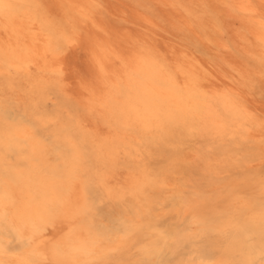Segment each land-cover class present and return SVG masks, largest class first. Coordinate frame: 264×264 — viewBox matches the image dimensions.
Returning <instances> with one entry per match:
<instances>
[{
  "label": "bare ground",
  "instance_id": "obj_1",
  "mask_svg": "<svg viewBox=\"0 0 264 264\" xmlns=\"http://www.w3.org/2000/svg\"><path fill=\"white\" fill-rule=\"evenodd\" d=\"M165 1L171 8L175 9L177 13V24L180 26L181 31H185V35L183 36V40L178 43L179 49L173 52V55H170L169 52L162 51L153 44H143L140 56L136 63L130 68V77L128 76L127 82L117 87L119 91L124 94L128 102L124 109L118 112L115 119V125H119L121 128L131 131L135 135L134 137L127 136L128 138L126 139L119 138V141L117 142L118 145L111 147V150L114 149V152H111L110 154L115 158L121 151L124 155V160L129 164V162L135 159V157H133L135 155H139V158L143 161L150 157L166 158L167 155H174L179 148L187 142H197L200 147L203 148V151L214 153L221 158L234 157L235 155L242 154L245 150L248 151L247 149H256L255 146L258 145L259 142L256 140V135L251 131L256 125L254 123L255 118L252 116V110H250L248 106L246 96L264 90V0H213L215 4L214 6L210 5L206 0ZM42 2H44V0ZM60 2H62V0ZM66 3L61 5V14L58 13V15H56L51 11L52 14L49 12L50 15L47 12L48 7L43 9L41 7L42 5L40 6L39 0H0V12L3 13L5 15L4 18L8 20V28L13 32V39L15 40L14 46H7L4 44L6 45L5 48L9 47L7 50L0 48V73H9L11 68H14L17 71L19 70L20 72L22 70L28 71L30 66L34 65L41 79H43L41 74L47 72V74L51 76L52 83L56 80L60 81L63 79L61 78V69H59L56 64L58 61L55 63L56 58H58V49H60L64 43L67 44L74 41L73 34L78 26L77 17L82 20V17L86 18L91 16L99 9V4L96 5L91 2L72 0L70 4ZM42 4L45 5L44 3ZM52 5L54 4L52 3ZM55 9L59 10L57 7ZM150 24H152V22ZM81 34L83 33H80V35ZM84 34H87V32H84ZM73 47L74 45L71 48ZM62 65H64V63ZM221 74H223V77L220 76ZM1 77L5 80L4 76L1 75L0 78ZM66 82L68 84V81ZM8 86L9 85H6V88ZM79 89L80 88H78V90ZM51 91L52 89L50 90V93ZM72 93L70 91V94ZM69 100L71 101L72 99H68V101ZM54 104H56V102ZM39 110L40 113H42L40 108ZM64 111H66V109ZM69 111L68 107V112L66 113H69ZM83 115L84 114H82V116ZM18 116L20 117V115ZM71 116L72 115L70 114L68 117ZM53 118H55V116ZM59 118L60 117H58V120ZM20 120H22V118ZM73 120L75 121V119ZM91 120L93 121V119ZM91 120L90 122H92ZM75 122L74 124L79 125L78 122ZM78 127H76V129ZM99 127L100 126L98 125V128ZM85 131L87 130L85 129ZM75 132L80 134V131L77 132L75 130ZM95 132H97V130ZM29 133H25L26 136L19 133V130L13 129V131L6 132L0 136V150L4 152L5 150L11 149V151H16L18 155V157L16 155V163L6 165L7 168L9 167L7 169V179L4 180L0 177V264H20L21 262L33 264L34 262L50 257L51 259L62 257L63 259L89 260L97 255V253L104 252L110 247L112 244H108V242L121 241L130 231L134 228L136 229L137 226L140 225L138 218L133 220V218L127 216V214H129L127 211L128 207H133V201L132 204L129 201L130 203L125 205L126 207L121 206L119 207L120 209H116L115 212H106L104 214V221L97 228L96 225L95 228H93L92 225L86 224L85 221H82L85 224L81 230L78 228H70L61 237L54 238L56 234H54V237L52 234L53 231H57L56 225L59 222L57 220H63L66 213L67 215L70 214V208H75L71 206L70 201L72 200L74 193L77 192L75 189L78 184L83 180L81 179L82 170L79 168V162L82 158L80 157L77 148L75 151L70 149L71 152H73L69 154H63L60 151V153L56 151L57 153L53 154L52 151L43 144L44 142L40 140L41 137L39 139L34 138L32 134L28 137ZM98 133L99 132H97V134ZM65 136H67V134ZM85 136L88 138V135ZM81 138L82 137H80V139ZM83 140L84 139L82 138V141ZM79 151H81V149ZM22 153L23 155L26 153V155L21 158L20 155H22ZM4 156L6 155L4 154ZM93 158L96 159L94 156ZM206 159L208 158H205V160ZM136 161L140 162L141 160L137 159ZM2 162H5V160ZM121 162H123L124 165V161ZM202 164L204 165V162ZM175 168L176 167H174V169ZM181 168L182 167H180V169ZM174 169L172 170L174 171ZM192 169L190 168V170ZM203 169L205 168L203 167ZM169 171L170 170H168V172ZM209 172H207V174ZM102 178H104V176ZM160 182H162V180H160ZM185 184H187V182ZM13 185H16L15 188L19 190L20 200L16 199L12 193L14 188ZM193 185L188 187H191L192 189ZM96 188L98 187L96 186ZM91 190L90 192L93 193ZM103 192L106 195L104 190ZM184 193L185 192H183V194ZM96 196L97 195H95V197ZM175 196L176 195L169 199L171 200L170 204H167L168 207H170L169 209H176L174 204L178 201L181 203L182 207L189 208V212L190 208H194L195 213H192L187 217L184 223L182 222L178 226H170V228L165 231L168 236L184 234L185 236L206 237V240L204 241L206 243L207 241H211L212 233L221 234L217 241L214 242L215 244H205L204 242L197 244L198 249L193 264H230L229 262L231 261H235V263L242 262L244 264H264V251L258 248L260 245L257 244L259 242L264 243V203L258 198L253 196L251 198L249 197L250 205L247 204L244 207L242 206V208L239 209L240 220L233 221L232 215L225 218H222L221 216L219 217V215L218 217L213 215L206 216L204 215L205 213L202 214L196 210L199 206L197 203L190 202L189 204H186L185 200L182 202ZM246 199L247 198L245 197L244 200L246 201ZM244 200H242V202L246 203ZM117 202L115 203L117 204ZM72 205H74L73 202ZM91 207L90 209H92ZM228 208L230 209V207ZM75 209L72 211L74 214ZM80 212L83 214L82 212L84 211ZM239 212H237V214ZM141 213L143 212L137 211V215H139L138 217H141ZM89 215L91 216V213ZM69 216H71V214ZM66 218L68 220V217ZM234 218H237V216ZM148 220H150V218ZM62 223L64 224L63 221ZM75 223H73V225ZM152 225L151 228H154V224ZM139 228L140 227H138V229ZM148 230L150 231L151 229ZM58 231L60 230L58 229ZM223 232H229L227 237L222 235ZM159 238L160 237H157V239ZM245 240L247 244H244ZM210 249L213 250L212 253L207 252V250ZM249 250L253 251V253L251 257L248 258L247 254L244 253ZM235 251H240L241 256L231 259L232 252ZM152 253H156L155 250H153ZM137 255L138 252L136 257ZM128 256L129 255H127V257ZM97 258L99 257L97 256ZM140 259H138V261ZM187 259H185V262ZM130 260H132V258ZM57 261L58 263L60 262L59 260ZM107 263H109V261Z\"/></svg>",
  "mask_w": 264,
  "mask_h": 264
},
{
  "label": "rangeland",
  "instance_id": "obj_2",
  "mask_svg": "<svg viewBox=\"0 0 264 264\" xmlns=\"http://www.w3.org/2000/svg\"><path fill=\"white\" fill-rule=\"evenodd\" d=\"M42 1L43 0H39L40 6L42 5L41 7L43 9L48 7L47 8L49 10V11L47 10L48 13L49 12L51 13L52 11L53 14L58 15V13L61 14V5L66 2L70 4L72 0H68V1L62 0V2H60L61 0H57V2L56 0H44V2ZM47 1L50 3H48ZM80 1L91 2L92 4H96V5L99 4L98 5L99 9L98 11H96L94 14L91 15L93 17L91 16H88L86 18L82 17L81 18L82 20H80V18L77 17L78 26L76 28L77 30L73 34L74 41L76 40L75 41L76 43L74 41L72 43H67V44L64 43L63 46L60 49H58V54H57L58 58H56L55 63L56 61H58L56 64L59 67V69H61L60 73H61V78H63L62 80L60 81L56 80L52 83L51 76L47 74L48 72L41 74L43 76V79H41L34 65H31L28 71L22 70L20 72L19 70L17 71L14 68H11L9 73H0L2 76L5 77V80L3 77L0 78V80H2L0 81V105H1L0 106V115H1L0 125H2L0 126V129H2L0 130V132H2L0 133V136L5 134L6 132H10V131H13V129H15V130H19V133L24 134V135H26L25 133L30 132L28 134V137L30 136V134H32L34 138L39 139L41 137L40 140L44 142L43 144H45L52 151L53 154L57 152L58 153L62 152L63 154H69L75 151L76 148L78 149L79 155L82 158L81 159L82 161L80 160L79 162L80 163L79 168H81L80 170H82L81 179L83 180H81L82 183L80 182L78 184L77 188L75 189V191L77 192L74 193L72 200L70 201L71 206L76 208V209L73 208L75 209V214L74 212H72L73 209L70 208L71 216H69L70 214L67 215L66 213V216L63 218V220L61 219L57 220L59 221L58 224L56 225L57 233L53 231V234H52L53 237L55 236L54 234H56L54 238L61 237L70 228H78L81 230L85 223L92 225L93 228H95V225H96V228H97L104 221V217H105L104 214L106 212H109V211L115 212V210L116 209L119 210L120 209L119 207L121 206H125L130 202L132 204V201H133V204H132L133 207H131L132 209L128 207L127 211L129 214H127V216L133 218V220L135 218H138L140 225H138L136 229L134 228L132 231H130L129 234H127V236L121 241L108 242V244L111 243L112 245L108 247L104 252L97 253V255L93 256L92 259H89V260L63 259L61 257L57 259L52 258L54 260L53 261L50 257L44 260H39L37 262H34L33 264H46V263L51 264L52 262H53L52 264H55V263L56 264H64V263L65 264H84V263L85 264H94V263L95 264H104V263L105 264H134V263L135 264L137 263L138 264L139 263L148 264L149 262H150L149 264H193L195 256H196V251L198 249L197 244L204 242L206 240V237L202 238L200 236L198 237L185 236L184 234H175L174 236H168L166 234L165 231L168 228H170V226L172 227L173 225L178 226L182 222L184 223L187 217H189L192 213H195L194 208H190V212H189L188 211L189 208L182 207L181 203L178 201L174 204L176 209H169L170 207H168L167 205V204H170L171 200L169 199L173 198V196L176 195L175 197L180 199L182 202H184L185 200L186 204H189L190 202L197 203L199 206L196 208V210L202 214L205 213L204 215L206 216L213 215V216L218 217L219 215V217L221 216L222 218L223 217L225 218V217H229L232 215L233 221L240 220V215H239L240 210L239 209L242 208V206L243 207L246 206L247 204L250 205L249 197L250 198L252 196L256 197L261 202L264 203V192H263L264 190V158H263L264 157V144H263L264 143V90L261 92L258 91L253 94H248L246 96L248 106L250 110H252V116L255 118L254 123L256 125L251 129V131L256 135V140L257 142H259V144L255 146L256 149H247L248 151L245 150L244 152H242V154L235 155L234 156L235 158L234 157H224V158L222 157L221 158L219 156H216L214 153L203 151V148H201L197 142L196 143L187 142L183 144L184 147L186 146L185 148L182 145L181 148H179V150L177 151V153H175L174 155H169V156L167 155L166 158L163 157L164 159L162 157L161 158L156 157L157 159L150 157L143 161L142 159L139 158L140 157L139 155H135L133 156L135 157V159H133L128 164V162L124 160V155L122 154L121 151L119 152L117 157L114 158L110 154L111 152H114V149L111 150V147H115L116 145H118L117 142L119 141V138L126 139L131 136L134 137L135 135L131 131H127L126 129L121 128V126L119 125H115L116 124L115 119H116L118 112L123 110L126 103L128 102L124 94H122L117 87L127 82L128 76L130 77V74H129L130 68L136 63L138 57L140 56L143 44H153L157 46L159 49H161L162 51L169 52L170 55H173L172 53L179 49L178 43L181 40H183L185 31L184 32L181 31L180 26L177 24V21H176L177 13L175 9L171 8L166 3L165 0H99V1L98 0H88V1L80 0ZM206 1L212 6L215 5L213 0H206ZM41 2L44 3L45 5H43ZM52 3L54 5H52ZM100 3H102L103 6ZM56 7L59 10L55 9ZM4 16L5 15L0 12V48H2L3 50H7L9 47L5 48L6 45L14 46L15 40L13 39L14 38L13 32L8 28V23H7L8 20H6ZM98 16L101 18H99ZM151 22L152 24H150ZM84 32L85 33L87 32V34H84ZM80 33H83V34L80 35ZM77 38L80 40H78ZM73 45L74 47L71 48ZM69 49H72V50H69ZM63 63L64 65H62ZM21 76H24V77H21ZM220 76L223 77V74H221ZM6 78H7V81H6ZM16 80H17V83H16ZM66 81H68L69 85L67 84ZM70 82L71 84H74V85H71ZM6 85H9V86L12 85L11 86L12 88L8 86L9 87L8 89V87L6 88ZM78 88H80L79 89L80 91L78 90ZM51 89L52 91L50 93ZM64 89H67V90H64ZM70 91L71 93L73 92L72 94L75 97L72 94H70ZM68 99H72V100L68 101ZM62 100L63 101L66 100V101H64L63 103ZM58 101H61V102H58ZM55 102L56 104H54ZM91 106L93 109L91 108ZM68 107L70 111L69 113H66L68 112ZM8 108L9 109L12 108V109L9 110ZM39 108L41 109L42 113L43 112L45 113V115L44 113L43 114L40 113ZM63 109L64 110L66 109V111H64ZM55 111L56 112L58 111V112L56 113ZM41 114L43 115V117ZM70 114L72 116L68 117L70 116ZM82 114L84 115L82 116ZM18 115H20V117ZM52 116L53 117L55 116V118H53ZM58 117H60L59 120H58ZM21 118L22 120H20ZM86 118H87V122H86ZM73 119H75V121L78 122L80 126L77 124H74L75 121ZM91 119H93V121ZM90 120L92 122H90ZM98 125L100 126L99 128L101 130L98 128ZM76 127L78 128L76 129ZM116 128H119V129H116ZM85 129L87 131H85ZM93 129L95 131L97 130V132H99L100 134L99 133L97 134V132H95ZM75 130L77 132L80 131V134L76 133ZM34 131L36 134L34 133ZM64 133L65 135L67 134V136H65ZM76 134H79V135H76ZM85 135H88L87 136L88 138H86ZM80 137H82L84 140L82 141V138L80 139ZM86 139H87V142H86ZM47 140H50V141H47ZM70 149L71 150L73 149V151L71 152ZM80 149L81 151H79ZM4 154L6 156H4ZM0 155H1L0 156V161H1L0 162V177L6 180L7 175H8L7 169L9 168V167L7 168L6 165L16 163L17 152L14 150L11 151V149L5 150L4 152L0 150ZM24 155H26V153ZM24 155L22 153L20 157L22 158L24 157ZM93 156L96 157V159L93 158ZM2 158H5V159H2ZM7 158L10 160H8ZM205 158H208L206 159L207 161L205 160ZM137 159L141 161L137 162L136 161ZM4 160L7 163L2 162ZM121 161H124V165H123V162ZM146 161L147 162L150 161V162L147 163ZM203 162L205 166L202 164ZM216 162H219V163H216ZM126 163L128 166L126 165ZM174 167L176 168L174 169ZM180 167H182L181 169L183 170H181ZM203 167L205 169H203ZM224 167L226 170L224 169ZM190 168L191 169L193 168V169L190 170ZM172 169H174V171ZM168 170H170L169 171L170 174ZM198 170H200L202 173ZM206 171L207 172L210 171V172L207 174ZM206 174L209 176H207ZM98 176H99V180H98ZM103 176L104 178H102ZM100 178H102L104 181ZM160 180H162V182H160ZM195 181L197 182V184ZM186 182L187 184H185ZM205 184L208 187H206ZM191 185H193L192 189L191 187L190 188L188 187ZM96 186L98 188H96ZM13 187H14L12 191L13 195L15 196L16 199L20 200L19 190L15 188L16 185H13ZM169 188H171L172 190ZM90 190L93 193H91ZM103 190L106 192V195L103 192ZM183 192L185 193L183 194ZM237 194L238 195L240 194V195L238 196ZM95 195L97 196L95 197ZM245 197L247 198L246 201L244 200ZM100 199L102 200V202ZM242 200H244L246 203L242 202ZM72 202L74 205H72ZM115 202H117V204ZM225 202H228V203H225ZM134 206L137 208H135ZM90 207L92 209L94 208L95 209L92 210L90 209ZM228 207H230V209ZM79 209L80 211H84L82 212L83 214H81ZM85 211H86V214H85ZM137 211L143 212L141 213L142 214L141 217H138L139 215H137ZM237 212L239 213L237 214ZM90 213H91V216L89 215ZM236 216L237 218H234ZM66 217H68V220ZM149 218L150 220H148ZM62 221L64 222V224L62 223ZM82 221L83 222L85 221V223H83ZM73 223L75 224L73 225ZM152 224H154V228H151L153 226ZM155 224L156 225L158 224V225L156 226ZM138 227L140 228L138 229ZM58 229L60 231H58ZM148 229H151V230L149 231ZM228 234L229 232L222 233V235L226 237ZM146 236L148 239L146 238ZM219 236H221L220 233H215V234L212 233L211 241H207L206 243L205 242L204 243L205 244H215L214 242L217 241ZM157 237H160V238L157 239ZM133 242L134 244L135 243L136 244L134 245ZM244 244H247L246 240ZM257 244L260 245L258 246V248L264 251V243L259 242ZM132 250H134L135 253ZM153 250H155L156 253H152ZM137 252H138V255L136 257ZM207 252L212 253L213 250L210 249V250H207ZM252 253L253 251L249 250V251H245L244 254H247V257L249 258L251 257ZM146 254H148L149 256ZM127 255L129 256L127 257ZM97 256L99 258H97ZM238 256H241L240 251L232 252L231 259L232 258L234 259ZM131 258L132 260H130ZM138 259L140 260L138 261ZM185 259H187L186 262H185ZM57 260H59L60 262L58 263ZM96 260L99 262H97ZM108 261L109 263H107ZM229 263L230 264H244L242 262L235 263V261H231ZM20 264H27V263L21 262ZM28 264H31V263H28Z\"/></svg>",
  "mask_w": 264,
  "mask_h": 264
}]
</instances>
